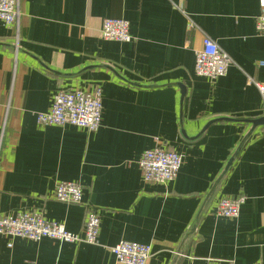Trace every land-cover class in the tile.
Masks as SVG:
<instances>
[{
  "label": "crops",
  "instance_id": "crops-1",
  "mask_svg": "<svg viewBox=\"0 0 264 264\" xmlns=\"http://www.w3.org/2000/svg\"><path fill=\"white\" fill-rule=\"evenodd\" d=\"M19 8L17 40L0 22V216L37 212L79 234L93 209L100 229L96 245L2 236L0 264H114L120 241L150 246L149 264H264V126L189 234L250 130L231 121L204 127L262 117L254 85H264L258 0H20ZM104 19L127 21L131 41L103 40ZM204 37L230 58L216 81L194 73ZM94 88L102 100L96 131L37 124L59 91ZM156 146L182 158L165 185L145 183L138 167ZM61 182L81 187L80 204L54 199ZM221 198L243 199L237 218L215 214Z\"/></svg>",
  "mask_w": 264,
  "mask_h": 264
},
{
  "label": "built area",
  "instance_id": "built-area-1",
  "mask_svg": "<svg viewBox=\"0 0 264 264\" xmlns=\"http://www.w3.org/2000/svg\"><path fill=\"white\" fill-rule=\"evenodd\" d=\"M20 0H0V22L14 29L16 40L19 37ZM259 15L255 29L264 36V0H258ZM190 23L188 28H192ZM101 37L105 41L128 43L131 41L129 23L122 19H104L101 24ZM230 58L219 49L215 42L204 37L202 46L195 54L194 73L197 77L216 81L226 74ZM261 97L260 113L264 117V85L254 83ZM101 90L80 89L59 91L52 98L50 109L36 114V122L42 126H73L88 132L96 131L101 123ZM182 165V158L175 152L156 146L144 151L138 160L141 178L145 183L165 185L173 181ZM82 189L73 182H61L55 187L54 199L64 204H80ZM242 198H221L215 205V214L228 219L237 218ZM100 229L98 213L86 211L82 232L74 234L62 224L50 222L37 212L18 211L11 215L0 216V237H17L33 242L49 239L61 243H83L96 245ZM10 247V245H8ZM114 264H149L150 246L120 241L112 249ZM189 264H220L213 259L196 262L189 258ZM254 264H261L256 262Z\"/></svg>",
  "mask_w": 264,
  "mask_h": 264
},
{
  "label": "water",
  "instance_id": "water-1",
  "mask_svg": "<svg viewBox=\"0 0 264 264\" xmlns=\"http://www.w3.org/2000/svg\"><path fill=\"white\" fill-rule=\"evenodd\" d=\"M177 87L180 89L181 91V100L184 98L186 90L185 88L181 85L178 84ZM220 121H231V122H239V123H244V124H248L250 126V130L248 131V133L242 138L241 142L239 143V145L237 146V148L235 149L234 153L232 154V156L229 158V160L227 161L224 169L222 170V172L220 173L219 177L216 179V181L214 182V184L212 185L211 189L209 190V192L207 193V195L205 196L202 206L194 220V224L192 225L191 231L189 234L193 233V230L195 228L196 223L198 222L199 218L201 217L202 213L204 212L207 204L209 203L211 197L213 196L214 192L216 191L218 185L220 184V182L222 181V179L224 178V176L227 174L228 170L230 169V167L232 166V164L234 163L240 149L242 148V146L244 145V143L246 142V140L249 138V136L251 135V133L258 127L260 126H264V117H260L258 119H254V120H231V119H227V118H221V119H216L213 121H210L209 123L206 124V126L204 127L203 131L208 128L210 125H212L215 122H220ZM202 131V132H203ZM178 255L183 256V251H179ZM174 264H177V261L174 262Z\"/></svg>",
  "mask_w": 264,
  "mask_h": 264
}]
</instances>
